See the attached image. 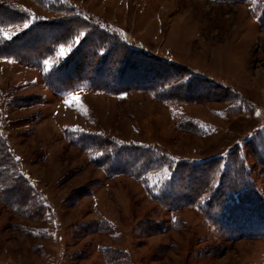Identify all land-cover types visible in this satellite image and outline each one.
I'll return each mask as SVG.
<instances>
[{
	"label": "rangeland",
	"instance_id": "obj_1",
	"mask_svg": "<svg viewBox=\"0 0 264 264\" xmlns=\"http://www.w3.org/2000/svg\"><path fill=\"white\" fill-rule=\"evenodd\" d=\"M257 2L0 0V139L13 159L10 179L0 177V264H105V248L131 264H264V237L222 239L199 209L165 206L166 167L125 174V148L177 164L225 155L241 140L264 142ZM67 16L238 99L171 105L130 85L127 71L113 92L96 89L82 81V56H58L81 35L46 48L47 56L12 57L48 35L40 24ZM14 178L22 179L23 201L11 198Z\"/></svg>",
	"mask_w": 264,
	"mask_h": 264
},
{
	"label": "trees",
	"instance_id": "obj_2",
	"mask_svg": "<svg viewBox=\"0 0 264 264\" xmlns=\"http://www.w3.org/2000/svg\"><path fill=\"white\" fill-rule=\"evenodd\" d=\"M215 1L223 4H247L253 0ZM256 9L260 12L259 20L264 26V0H258ZM13 16L15 14L11 17ZM55 24L50 21L40 24L44 27V34L48 35L41 37L34 45L31 43L29 51L21 52L17 49L16 54L10 52L12 57L31 60L47 56L46 48L56 44L68 45L81 35L79 45H73V52L82 56L85 61L82 81L96 89L113 92L110 89H116L122 80L117 81V77H122L127 71L125 79L131 78L130 85H138L137 88L143 92L171 105L238 99L231 90L197 78L183 67L161 62L147 53L128 48L125 43L97 30L96 26L85 20L67 16L60 22L64 28ZM27 31L24 32L28 34ZM23 37L21 34L16 40ZM3 48H12V45H3ZM53 72L47 75V80ZM241 142L225 155L199 163L174 164L155 156L150 150L125 148V174L138 177L149 170L158 171L166 167L172 174L168 190L160 196L165 206L199 209L208 221H217L216 227L222 239L227 237L235 241L238 238L264 237V233L255 232L256 229L261 231L264 228V142L257 138ZM12 162L7 145L0 139V177L4 181L10 179L5 173ZM21 181L22 179L15 181L14 178L13 182L17 184L12 183L10 188L14 190L11 198L18 196L23 201L25 190L19 183ZM102 254L105 264H131L126 253L105 248Z\"/></svg>",
	"mask_w": 264,
	"mask_h": 264
},
{
	"label": "snow or ice",
	"instance_id": "obj_3",
	"mask_svg": "<svg viewBox=\"0 0 264 264\" xmlns=\"http://www.w3.org/2000/svg\"><path fill=\"white\" fill-rule=\"evenodd\" d=\"M25 27H27V25H25ZM9 38H10V36H9ZM75 43H76L77 45H79L80 41L77 40V41H75ZM72 50H73V48H72V45H71V44H69L68 47H65V46L61 45V46H60V49H59L58 56L61 57V58L66 57V55L69 54ZM44 63H45V64H48V61L45 60ZM72 100H74V101H76V102H79V96H78V95H77V96H73V97H72ZM65 103L67 104L68 101H65ZM17 159H19V157H17Z\"/></svg>",
	"mask_w": 264,
	"mask_h": 264
}]
</instances>
